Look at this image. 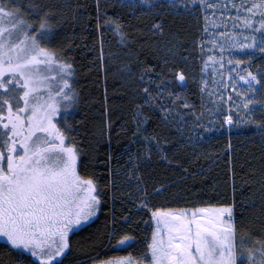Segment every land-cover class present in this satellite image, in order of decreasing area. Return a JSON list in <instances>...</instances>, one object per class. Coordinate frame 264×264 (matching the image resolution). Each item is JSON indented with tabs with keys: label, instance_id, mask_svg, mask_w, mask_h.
I'll list each match as a JSON object with an SVG mask.
<instances>
[{
	"label": "snow or ice",
	"instance_id": "obj_1",
	"mask_svg": "<svg viewBox=\"0 0 264 264\" xmlns=\"http://www.w3.org/2000/svg\"><path fill=\"white\" fill-rule=\"evenodd\" d=\"M114 2L132 14L151 16L149 31L153 35L164 34L165 14L204 21V36L196 46L203 53L210 44L214 54L200 57L201 110L197 112L196 104L183 94L186 74L177 72L169 80L162 70L153 76L150 69H144L138 77L143 85L138 91L142 102L134 100L131 113V143H139L140 147L132 153L126 146L127 165L109 166L107 183L102 187L95 173L88 170L98 154L90 142H78L88 137H78L79 129L73 123L81 97L75 60L66 49H71L74 42L65 38L57 44L56 40L61 36L59 29L65 26L94 23L99 43L93 44V50L99 54L92 68L99 71L105 69V56L113 58L111 52H105L103 29H111L121 44L130 39L128 30L118 14H108L106 5L110 0H94V15L87 3L79 0H0V237L10 245L14 264H81L71 255V237L104 204L117 198L122 192V176L129 183L136 181L127 197L133 207L150 213L145 221L151 225L150 239L143 242L145 248L138 255H97L87 258L84 264H264V165L252 170L250 184L254 187L248 205L256 213L253 226L247 229L237 224L234 203L176 208L153 205L151 195H159L163 186L150 193L138 175L141 164L150 161L153 152L167 159L164 134L156 127L149 131L153 117L146 109L158 108L160 121L175 128L189 144L197 139V129L211 130L210 123L205 125L203 121L218 102L227 104L229 111L220 127L247 122L264 130V62L253 63L257 56L264 61V0H225L220 14L231 16L233 30L227 29L225 21L223 31L214 19L215 11L209 20V9H218L219 0ZM231 9H235L234 16ZM169 44L166 51L174 60L181 46ZM183 59L187 61L188 57ZM120 71L132 75L126 64ZM238 81L246 85L243 91L238 90ZM221 88H231L239 99L229 94L225 100ZM257 111L259 117L254 118ZM111 124V119L106 120L95 133L101 139L107 135L109 144ZM120 128L127 130L124 124ZM112 159L110 149L109 164ZM123 219L131 229L130 216ZM106 235L109 242L118 237L117 249L132 247L136 240L131 231L120 234V230L112 229Z\"/></svg>",
	"mask_w": 264,
	"mask_h": 264
},
{
	"label": "trees",
	"instance_id": "obj_2",
	"mask_svg": "<svg viewBox=\"0 0 264 264\" xmlns=\"http://www.w3.org/2000/svg\"><path fill=\"white\" fill-rule=\"evenodd\" d=\"M79 2L87 3L89 11L95 14L94 0ZM106 10L109 15H119L130 39L121 44L117 34L107 27L103 29L105 52L113 54L111 60L105 56V69L97 71L92 68V62L99 54L93 50V44L98 46L99 43V34L94 23L88 26H65L59 29L61 36L56 40L57 44L62 43L65 38L74 42L71 49H66L75 60L78 71L76 86L81 97L73 123L79 129L78 137H88L78 142L81 144L90 142L98 154L97 160L90 163L88 170L95 173L102 187L107 183L109 166L122 168L127 165L126 146L132 153L140 147L139 143H131L133 130L131 113L133 101L142 102V93L138 94V91L143 85L138 77L144 69H150L153 76L162 70L169 80L177 72L186 74L187 84L183 94L196 104L197 112L201 110L198 95L201 59L196 46L202 31L201 21L193 17L165 14L164 34L153 35L149 31L153 19L151 16L140 12L132 14L121 9L114 0H110ZM169 42L181 46L180 54L174 60L166 51L170 46ZM184 56L188 57L187 61L183 59ZM165 59L168 63H165ZM262 62L264 61H261L259 56L253 61L256 65ZM125 64L130 68L131 76L120 71ZM175 90L181 91L180 88ZM232 96L234 98V95ZM218 109L205 114L203 123L205 125L210 123L211 130L197 129V139L191 144L182 139L175 128L166 127L160 121L158 108L146 109L153 117L149 121V131L156 127L157 131L164 134L163 146L167 159L153 152L151 160L141 164L138 175L142 177L144 186L150 193L154 188L163 186L159 195L155 193L151 195L153 205L176 208L234 203L237 224L247 229L253 226L251 222L256 213L255 209L249 210L248 198L252 196L250 189L254 187L250 184V179L254 175L252 170H258L264 165V130H259L255 124L247 122H236L230 128L226 125L220 127L226 115V106L223 103V107L219 106ZM181 111L188 112L186 109ZM258 117L259 111L254 118ZM108 119L112 121L110 144L107 135L102 139L95 135ZM233 119L237 120L234 116ZM122 124L126 126V131L120 128ZM85 128L87 132L84 131ZM199 136H203L204 139L199 140ZM97 140L100 141L98 144ZM110 149L113 159L109 164ZM120 184L122 192L117 193V198L110 199L104 204L95 218L71 237L73 241L71 255L81 264H84L87 258L97 255L101 258L129 253L138 255L145 248L143 242L150 239L151 225L150 222L145 223L149 220L150 213L133 207L132 201L127 197V192L134 189L136 181L133 179L129 183L122 176ZM124 216H130L131 229L124 224ZM256 228L259 226L256 225ZM112 229L120 230V234L134 232L136 237L134 245L126 249H117L115 241L118 237H113L109 242L106 235ZM9 249L10 246L0 244V261L3 264H14V257L10 255Z\"/></svg>",
	"mask_w": 264,
	"mask_h": 264
},
{
	"label": "rangeland",
	"instance_id": "obj_3",
	"mask_svg": "<svg viewBox=\"0 0 264 264\" xmlns=\"http://www.w3.org/2000/svg\"><path fill=\"white\" fill-rule=\"evenodd\" d=\"M224 3H225V0H219V7H218V9H215V10H213V9H209V13H210V15H209V20L211 21V20L213 19L211 13H212L213 11H215V17H214V19L219 23V30H221V31L225 30V24H224L225 21H226V24H227V29H228V30H233V22H232V18H231V16H229V15H224V16L222 17L221 14H220L221 11H224ZM229 7H230V6H229ZM231 13H232V15L234 16V15H235V9H231ZM200 21H201V23H202V28H203L204 21H203L202 19H200ZM236 30H238V29H236ZM203 36H204V33H203V31H201V32H200L199 39L197 40V43L199 42L200 38L203 37ZM205 43L207 44V41H205ZM198 52H199V57L203 56L204 59L207 58V55H213V54H214V51L211 50V45H210V44H208L207 47H205L203 53H201V51H200V49H199V47H198ZM237 55L240 56V55H242V54L237 53ZM201 66H202V60H200V67H201ZM226 67H229V66L226 65ZM209 71H210V69H209ZM241 74H244V73L241 72ZM200 75H201V73L199 74V78H200ZM233 75H235V73H233ZM199 78H198V79H199ZM209 79H211L210 76H209ZM216 79L218 80V79H219V76H217ZM237 84H238V90H240V91H243L244 88H246V86H241V85H239L238 82H237ZM221 91L225 93V95H224L225 100L227 99V96H228L229 94H230V95H234V99H237V100L239 99V98L236 96V92L233 91L231 88H228L227 90H224L223 88H221ZM224 105L226 106V115H227V114H229V111H228V105L225 104V103H224ZM219 106H220V107H221V106L223 107V102H218V103H217V106H216V109H218ZM250 107H251V106H250ZM257 107H258V106H257ZM218 110H219V109H218ZM233 116L236 117L234 110H233ZM240 116H241V117L244 116V112H243V110H241ZM236 119H237V117H236ZM239 123H245V122H239ZM226 126H227L228 128L231 127V126H229V125H226ZM94 218H95V217H92L89 221L84 222L80 227H78V228L75 230V232H76L77 230H79L80 228H82V227L86 226L87 224H89ZM0 244H6V245H8V243H7V241H6V239H5L4 237H0ZM8 246H10V245H8Z\"/></svg>",
	"mask_w": 264,
	"mask_h": 264
},
{
	"label": "bare ground",
	"instance_id": "obj_4",
	"mask_svg": "<svg viewBox=\"0 0 264 264\" xmlns=\"http://www.w3.org/2000/svg\"><path fill=\"white\" fill-rule=\"evenodd\" d=\"M238 83H239V85H241V86H246V85H244V83L241 82V81H238Z\"/></svg>",
	"mask_w": 264,
	"mask_h": 264
}]
</instances>
